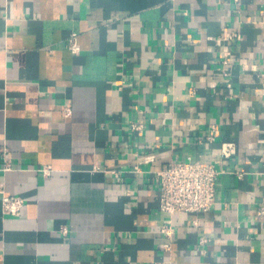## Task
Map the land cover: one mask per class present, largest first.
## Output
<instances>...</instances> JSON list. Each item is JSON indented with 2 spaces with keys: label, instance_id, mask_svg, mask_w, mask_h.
<instances>
[{
  "label": "crops",
  "instance_id": "1",
  "mask_svg": "<svg viewBox=\"0 0 264 264\" xmlns=\"http://www.w3.org/2000/svg\"><path fill=\"white\" fill-rule=\"evenodd\" d=\"M262 72L264 0H0V264H264ZM185 159L224 172L165 251L154 172Z\"/></svg>",
  "mask_w": 264,
  "mask_h": 264
},
{
  "label": "built area",
  "instance_id": "2",
  "mask_svg": "<svg viewBox=\"0 0 264 264\" xmlns=\"http://www.w3.org/2000/svg\"><path fill=\"white\" fill-rule=\"evenodd\" d=\"M68 49L72 52L79 51L77 34L72 33L67 39ZM264 79V72L260 73ZM130 128L141 132L143 125L132 122ZM213 140V135L207 136ZM236 153L233 142L221 144V159L229 158ZM221 159L209 161L185 159L181 161L168 162L161 168L155 170L154 174L158 183L159 203L158 211L167 216L160 228V233L166 239L163 244L165 251L171 250V241L174 233L172 216L177 212L202 214L208 212L216 202V183L224 170L221 168ZM154 157L150 155H139L134 169L140 171L143 163L153 162ZM7 165V159H5ZM7 169V168H6ZM46 172V170H44ZM117 176V174L115 173ZM25 203L20 196H3V211L7 214L17 215ZM198 224V220L193 221ZM65 232V229L62 230ZM207 241L206 237H200V243Z\"/></svg>",
  "mask_w": 264,
  "mask_h": 264
}]
</instances>
